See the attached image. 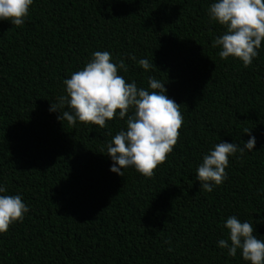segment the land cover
Wrapping results in <instances>:
<instances>
[{
	"label": "trees",
	"instance_id": "1",
	"mask_svg": "<svg viewBox=\"0 0 264 264\" xmlns=\"http://www.w3.org/2000/svg\"><path fill=\"white\" fill-rule=\"evenodd\" d=\"M214 2L33 0L21 27L0 21V195L29 208L0 234V264H250L218 242L229 216L264 239V41L248 67L221 60L211 45L225 29L207 14ZM95 51L123 59L128 83H165L181 105L177 144L150 178L110 171L106 145L126 130L119 110L104 128L62 124L49 110ZM251 137L252 151L229 157L224 182L200 190L203 156Z\"/></svg>",
	"mask_w": 264,
	"mask_h": 264
},
{
	"label": "clouds",
	"instance_id": "2",
	"mask_svg": "<svg viewBox=\"0 0 264 264\" xmlns=\"http://www.w3.org/2000/svg\"><path fill=\"white\" fill-rule=\"evenodd\" d=\"M32 4L33 0H0V21L21 27ZM207 14L211 22L225 29L211 45L220 49L219 58H236L244 67L250 66L264 41V0H216ZM128 58L136 61L134 55ZM138 64L145 71L153 67V61L148 59H140ZM120 70L128 72L123 59L113 63L110 52H93L82 70L63 81L66 95L51 103L49 110L59 112L58 120L66 121L69 126L74 127L79 121L100 128L106 127V121L113 120L119 110L121 120L127 116L126 130H120L106 145L107 156L112 161L110 171L123 177V169L132 167L150 178L177 144L183 124L181 105L166 95L165 83L157 78L149 76L148 88L138 87L135 81L126 82L118 74ZM130 110L132 114L128 115ZM245 132L251 136L247 129ZM254 146L255 137L243 142V147L237 143L215 144L196 170L200 190L211 192L221 185L227 178L229 157L237 153L243 156L245 150L252 151ZM0 193H6L3 184ZM28 211L20 195H0V234L6 233L10 225L22 222ZM224 228L228 236L218 242L219 248L227 249L232 257L239 250L245 262L264 264V239L254 235L251 223L229 216Z\"/></svg>",
	"mask_w": 264,
	"mask_h": 264
}]
</instances>
